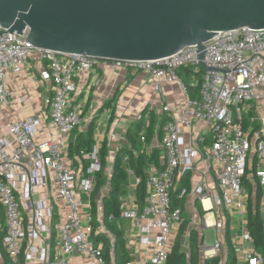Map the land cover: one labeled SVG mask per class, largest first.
Instances as JSON below:
<instances>
[{"label": "built area", "instance_id": "obj_1", "mask_svg": "<svg viewBox=\"0 0 264 264\" xmlns=\"http://www.w3.org/2000/svg\"><path fill=\"white\" fill-rule=\"evenodd\" d=\"M0 30L8 31L1 24ZM204 45L201 60L197 44L154 60H112L43 49L9 33L1 34L0 109L13 99L9 73L21 74L34 54L46 62L41 78L53 96L47 114L49 137L37 140L41 122L32 116L9 123L6 134L0 136V264H107L105 242L96 238L100 234L110 238L114 253L115 238L103 229L102 196L93 198L97 176L103 171L98 142L89 151L68 156L71 133L85 127L82 106L73 103L77 92L74 78L81 71L105 67L150 73L158 79V92L169 79L185 100V106L178 108L161 102L162 113L169 116L161 142L164 154L160 162L147 165L144 204L128 207L121 215L135 222L139 243L152 250L139 264H166L174 227L184 221L182 210L172 206V190L180 176L196 170L199 160L205 163L206 172L214 173L221 194L208 191L203 173L181 195L199 199L203 226L222 237L225 220L209 221L208 217L220 209L235 211L243 223L242 241L235 246L237 264H264V249L259 252L247 245L254 243V237L246 225L249 181L263 190L264 247V28L219 31ZM188 66L194 74H202L201 81L191 85L197 88L194 96L179 74ZM20 101L26 102L27 97L21 95ZM150 106L147 109L152 110L154 104ZM144 115L137 112L136 119L142 121L148 116ZM199 121L209 131L197 127ZM140 138L146 143L145 130ZM110 149L111 165L105 169L109 179L122 148L110 145ZM128 160L129 155L124 154L123 161ZM127 171L134 173L131 168ZM139 183L137 177L136 185ZM111 219L116 218L112 215ZM222 248L221 237L212 244L203 240V259L221 255ZM126 264L137 263L129 260Z\"/></svg>", "mask_w": 264, "mask_h": 264}, {"label": "crops", "instance_id": "obj_2", "mask_svg": "<svg viewBox=\"0 0 264 264\" xmlns=\"http://www.w3.org/2000/svg\"><path fill=\"white\" fill-rule=\"evenodd\" d=\"M44 64H46V62L42 61L37 54H34L33 57L29 59L28 64L25 66V69L21 74L9 73L8 87L13 92V99L7 108L0 109V136L6 134L9 123L20 117L32 116L41 122L39 128L40 132L37 135V140H42L49 137L51 129H46L48 124L47 114L49 102L53 96V91L49 84L44 82L41 78L40 71L42 70ZM74 81L77 85V92L73 94V103L81 104L85 127L83 130L75 129L71 133L69 141L70 148L68 150V156L70 158H74L78 154V152L75 154L72 152V146L75 145L78 136L82 133L85 134L88 131L89 126L93 124L95 141L94 145H96L98 142L101 162L104 154L106 167L111 165L108 163V161L111 160L110 156L112 150L110 149V145L113 149L118 145L122 149L125 147H130L131 144L129 143L128 138L129 129L133 127L134 124L141 122L142 130L139 132V136L143 130H145L147 133L152 113H154L157 120L154 138L150 143L147 141L146 143L140 141L142 145L139 151L150 156L154 153L155 149H159L161 151L160 158L162 157L164 150L162 149L161 145L162 139H160V131L162 132L163 138V127L166 122L164 124L161 122L164 116H167L169 120V116L167 113H162L161 102L165 101L171 106L177 108L185 106L184 97L177 89L176 84L170 82L169 79H165L163 81V91L158 92L155 89L158 79L150 73L137 71L131 68L127 70L114 71L106 67L90 71H81L79 74H77V76H75ZM21 95H25L27 97L26 102L23 103L20 101ZM151 104H154V108L152 110L147 109L148 107H151ZM140 111L145 114L144 116L148 115L142 121H138L136 119V114ZM197 127L206 128L207 131H209L207 124L203 121H199ZM127 168L132 169V167H126L128 184L127 191L122 196L123 210L137 204L143 205L145 200V198L144 200H139L138 185H136L138 177L137 174L133 169L132 170L134 173H129ZM203 173L206 175L208 191L212 195L221 194V192L216 188V179L214 173L212 171L206 172L205 163L202 160H199L196 170L193 173L188 174L189 187L184 186L183 189H186L187 187L191 190L201 180ZM181 177L182 176L178 178V183ZM109 180L110 179L108 178L107 184L98 192V195L101 194L102 199L108 195L110 186L108 183ZM246 186L249 191L246 225L250 231V208L255 209L257 203L256 198L258 187L249 181L246 182ZM259 188L263 194L262 188ZM262 194L259 197L258 207L263 225V217L260 211V201ZM216 211L215 216L211 215L208 217V219L209 221H212L214 218L216 220L222 219L226 222L223 237L216 233L217 239L221 237V241L223 243L221 256L223 257V260H226L228 254L226 237L229 236L236 251L235 246L242 241L241 234L243 223L235 211L227 212L224 209ZM183 216L184 218L189 219L188 230L183 239L185 249L189 256L190 230H197L201 235L202 241L206 240V229L203 226V208L198 198L186 194ZM113 222L124 232L127 248L131 255V260L139 264L140 262H143L145 258L151 256L152 250L139 243L137 233L138 230L136 229V224L133 220L120 217V219H115ZM103 223V229L109 231L105 225L104 219ZM180 225L174 227V232L169 241V246L171 249L177 238ZM247 245L259 252L264 249L262 241L258 242L255 237L254 243H248ZM107 247L108 244L105 243V249ZM201 259L204 260L203 257Z\"/></svg>", "mask_w": 264, "mask_h": 264}, {"label": "water", "instance_id": "obj_3", "mask_svg": "<svg viewBox=\"0 0 264 264\" xmlns=\"http://www.w3.org/2000/svg\"><path fill=\"white\" fill-rule=\"evenodd\" d=\"M0 24L36 47L112 60H154L217 32L264 28V0H0Z\"/></svg>", "mask_w": 264, "mask_h": 264}, {"label": "trees", "instance_id": "obj_4", "mask_svg": "<svg viewBox=\"0 0 264 264\" xmlns=\"http://www.w3.org/2000/svg\"><path fill=\"white\" fill-rule=\"evenodd\" d=\"M181 72H185L186 74H192L193 68L191 66L184 67ZM180 74V73H179ZM194 74V73H193ZM201 73H199L200 75ZM190 93L194 96L196 92V87L189 85ZM168 121V117L164 116L162 119V124ZM157 125V120L152 113V117L150 120V124L148 126V130L146 133V141L150 143L154 138V131ZM142 130V123L139 122L134 124L128 131L129 143L130 147L123 148L117 155L114 164V170L112 177L109 180V192L103 198L104 203V222L106 227L112 233L115 238L114 243V253L111 254V245L110 238L105 234H100L96 236L98 239H102L105 243L108 244V247L105 249V256L107 260V264H126L129 260H131V255L127 248V242L124 235V232L121 228L114 224V220L111 219L113 215L116 219H120L123 210L122 196L127 191L128 177L126 173V167L131 166L135 171L137 176L140 178V183L138 185V195L139 200H144L146 195V182H147V165L149 162H159L161 151L159 149H155L154 153L150 156L146 155L144 152L139 151L141 148V138L139 136V132ZM160 139H162V132L160 131ZM94 126L93 124L89 126L88 131L85 134H80L74 146H72V152L79 153L81 150L89 151L93 148L94 145ZM134 151H137V154H134ZM128 154L129 160L128 162L123 161V155ZM103 171L97 176V188L95 193L93 194V198L95 199L98 195V192L102 187L107 184V174L105 173L106 162L104 159V154L102 157ZM179 183L176 182L173 190H172V206L173 208H182V213H184V202L186 195L181 196V191L184 186H188L189 176L188 174L183 175L179 179ZM189 187V186H188ZM189 191L190 189L186 187ZM261 189L258 187L257 198H256V206L255 209L250 208L249 215V224L250 231L253 236L256 238L258 242L262 241V220L259 213V197L261 196ZM186 214V213H185ZM184 217V216H183ZM189 219L184 218V221L181 223L177 238L175 243L168 255V259L166 264H237L236 251L232 245V242L229 236L226 237L227 246H228V254L226 260H223L221 255L208 258L202 260L201 258V244L202 239L201 235L197 230H190V238H189V256L184 246V236L188 230ZM97 225V223H96Z\"/></svg>", "mask_w": 264, "mask_h": 264}, {"label": "rangeland", "instance_id": "obj_5", "mask_svg": "<svg viewBox=\"0 0 264 264\" xmlns=\"http://www.w3.org/2000/svg\"><path fill=\"white\" fill-rule=\"evenodd\" d=\"M179 73H180V76L182 77V79L184 81H186L188 85H193V84L201 81L202 74L199 75V74H193L192 73L189 75V74H186L185 72H181V71H179ZM251 103H255V101L249 102L248 105H250ZM247 116H248V114H247ZM216 239H217L216 231L213 228H207L206 229V241L209 244H212L216 241Z\"/></svg>", "mask_w": 264, "mask_h": 264}]
</instances>
